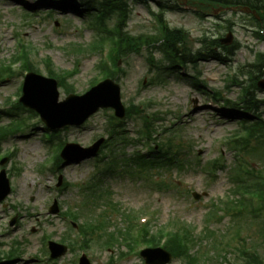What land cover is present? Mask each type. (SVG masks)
Returning <instances> with one entry per match:
<instances>
[{"label": "rangeland", "instance_id": "obj_1", "mask_svg": "<svg viewBox=\"0 0 264 264\" xmlns=\"http://www.w3.org/2000/svg\"><path fill=\"white\" fill-rule=\"evenodd\" d=\"M29 4L36 6L37 3L32 0ZM73 4L81 6L78 1H74ZM42 6L43 8L35 13L36 16L34 14V17H31L30 25L25 26L22 25L25 21L24 10L19 1L0 0V60H8L11 55L16 54V40L18 35H21L24 41L33 44L39 50L34 62L43 75L46 76L47 72L42 59L47 56L52 59L56 70H72L76 64V57L66 54L63 47L73 43L89 44L96 35L93 29L88 27L91 19L83 13L76 15L74 9H59V7L54 8L52 15H49L50 4L47 2ZM130 8L128 31L133 35H155L157 24L152 12L156 11V4L152 3L147 7L132 2ZM165 18L171 28H180L189 32L190 43L195 50L200 46L199 41L205 37H226L229 32L227 28L231 25L234 33L231 46L237 45L240 49L225 63L210 61L198 64L197 75L205 83L207 89L205 94L186 77V74L193 73L191 68L187 67L181 68L182 78H178L175 71L174 74H164L158 77L159 80L155 79L154 83H150L151 79L157 78L159 74L157 67L159 69L165 67V60L160 53H154L152 57L154 61H151L152 58L147 51L142 55L131 56L126 62L121 61L120 68L124 73L119 74L116 83L121 86L122 103L125 106L131 103L142 105L143 115H147L149 120H159L158 123L154 120V128L160 133L163 132L159 141L164 143L168 139H174L176 144L179 141L184 151L174 149L173 155L178 154L180 161H174V166L169 167L168 170L155 168L146 179L131 178L125 173L103 177L106 189L111 192V200L120 205V212L101 203L94 209L93 216L106 214L110 220V231L126 227L127 213L142 215L140 218L147 219L148 222L153 221L152 225L158 228L169 224L170 221H178L181 225L189 226L196 238L200 237L193 251L198 250L200 254H208L210 259L208 264H220V262L237 264L235 247L243 246L253 247L254 251L259 252V258L262 254L264 260L262 234L264 214L259 217L260 213L256 212L252 218H246L243 213L242 218L233 220L228 216L229 213L222 210L224 208L222 201L232 197L231 191L238 185L230 179L234 173L237 174L235 163H238V156L236 157L234 150L228 149L227 144L239 129V122L243 119V114L235 118L230 116L226 100L237 108L240 107L238 104L242 102V89L237 85L236 80L232 79H236L242 66L252 64L257 54L264 53V41L255 35L257 25L251 21V17L237 10L224 12L209 10L197 13L194 8L181 5L179 11L166 13ZM98 61L96 55H85L81 59L78 65L79 73L69 80L72 93L84 94L90 88L95 78H98L95 72ZM238 78L239 81L247 80V77ZM22 81L23 77H20L0 84L1 111L9 109L7 105L9 96L16 93ZM248 84L250 85V80L245 86ZM211 91L222 93L223 99L219 101L220 105L209 95ZM59 93L61 101L68 96L62 87ZM255 95L264 102V91L256 92ZM260 107L259 114L264 120V103ZM112 114L114 113L111 109H104L96 113L82 127H66L59 130L56 144L70 142L88 147L99 138L107 140L108 120ZM9 123L10 119L6 114H1L0 126ZM144 123L145 119L141 116L134 121L124 122L125 136L136 139L137 132L142 129ZM44 132L45 126L38 124L29 134L13 135L1 144L0 153L14 152V156L2 166L10 178L12 192L0 202V242L5 245L1 251H8L14 247L15 242H19L23 253L22 258L15 264H41L35 258L44 257L45 236H50L51 240L57 243L66 234L71 235V238L76 236L77 233L72 231L69 223L64 220L63 213L71 209L80 213L83 186L98 174L97 166L105 167L106 158L101 159L100 163H97L98 160H89L64 164L60 171L55 172L51 171V167L48 172L41 174L40 167L50 159L49 145L46 142L50 144L51 140L48 137L46 142L43 140ZM50 146L54 164L58 147H54V144ZM253 148H257V151L242 154L239 160L247 161L249 169L261 173L264 167V155L257 145ZM141 150L146 153L145 149ZM124 151V156L132 157L135 153V145H128ZM219 157L224 168L214 173L208 166ZM198 160L201 162L199 167ZM183 163V166L178 165ZM14 167L19 168L18 173L13 171ZM123 168L124 166H121L119 170ZM137 168L138 166L134 165L132 169L137 170ZM60 177L63 184L58 188ZM242 178H246L244 174L240 175V179ZM148 181L153 182L155 186L167 182L170 188L157 190ZM241 183H246V180L242 179ZM66 184L69 187H65ZM194 194H199L200 199L195 200ZM53 199L59 204V215H49L46 212ZM15 214H18L17 221L11 227L10 218ZM81 219L84 220L82 217ZM233 222L236 224L235 227L241 228L242 233L239 238L232 241L231 252L229 250L225 255L224 253L218 255L217 242L205 236V233L213 230L221 238L227 229L234 225ZM227 236L229 239L232 237ZM227 240L228 238L225 242ZM117 256L116 250L108 252L97 246H92L91 251L88 252L92 264H144L138 254L115 260ZM78 257L79 255L69 251L65 257L58 260L57 264H71L73 261L76 262ZM242 263L245 264V262L239 264ZM171 264H185V262L177 258Z\"/></svg>", "mask_w": 264, "mask_h": 264}, {"label": "trees", "instance_id": "obj_2", "mask_svg": "<svg viewBox=\"0 0 264 264\" xmlns=\"http://www.w3.org/2000/svg\"><path fill=\"white\" fill-rule=\"evenodd\" d=\"M128 1H136L146 3L150 0H103L102 7L106 11L105 14L102 15L101 19L98 21L97 25L102 29H106L110 33V40L114 44V47L110 52V61L112 66L117 68V64L121 59H128L131 55H139L142 53L144 49H148L151 53L161 52L167 62L172 65L182 64V65H192L196 68V65L201 61H209V60H217V61H225L227 60V56L232 55V48L222 47L219 43L218 39L212 37H205L201 40V48L194 51L190 47V36L187 32L182 29H171L168 24L163 22L162 16H160V25L162 28L160 35L147 36V35H138L134 36L130 34L126 28V24L129 17L128 12ZM189 4H193L198 8L202 9H215V8H242V9H250L251 11H256L257 14L261 17V20L258 21L255 17L252 16V21L256 23L258 29V36L264 40V35L262 34V23L264 24V0H186ZM158 6L161 12L165 10H175L176 6H170V4H164L163 0L158 1ZM116 17L117 23L113 28L107 29L106 22L111 18ZM230 26L229 28H231ZM105 40H101L100 46L98 47L101 52V46H103V42ZM239 48V47H238ZM94 47L91 45L90 51H93ZM26 61V65L33 67L30 59V52H26L23 57ZM242 76H249L250 79H254V83L245 86L244 83H240L243 87V97L242 102L240 103L241 107L248 112H253L254 114H258L261 109V104L264 103L255 93L258 91L256 87V82L263 76L264 74V54H259L257 61L254 64L247 65L244 68H241ZM109 76H113L109 74ZM130 113V111H129ZM249 123V119L245 123H242V130L245 131V136L239 137L237 136L234 140L229 142V148L231 150H235L237 148L241 149L242 153L247 152L250 153L251 142H256L259 149H264V123L261 119L257 118L255 124L252 126H247ZM247 134V135H246ZM246 144V145H245ZM244 145V147H242ZM247 146V147H246ZM171 148V147H170ZM237 149V150H239ZM257 151V148H253ZM255 150L253 152H255ZM164 152L161 156L153 157V159L136 157L135 163L141 169L147 170L148 167L161 166L163 163L160 162L164 156L170 151L169 149L163 150ZM262 155H264V150H262ZM130 159L127 161L129 163ZM169 160L168 162H171ZM117 162V159L114 161ZM247 167V164L244 163ZM262 172L258 173V175L253 174L249 169L247 170V176H249V181L246 185V189H254L256 190V194L261 198V204L259 207V211L264 212V167L262 168ZM240 167L236 169L239 171ZM260 181H263L260 183ZM98 184L94 186H90L88 188L89 191H93ZM261 187V188H260ZM241 188V186L239 187ZM92 197H95V193H92ZM102 196H99L98 199H101ZM92 201H96L95 198ZM90 203V202H88ZM240 203L244 206V210L247 211V205L241 199ZM229 213H231L229 208ZM177 229L173 233H169L164 235V233L160 232L159 234L152 235L150 237V241L157 246L161 238L167 237V244L165 248L171 252L176 258H183L186 260L187 264H207L210 260L206 255L200 254L197 250H194V247L197 246L198 240L193 235V232L187 226H180L176 224ZM86 231H90V227L86 229ZM150 236V233L148 234ZM111 240H115L112 236L109 238V242ZM116 241V240H115ZM108 242V243H109ZM260 259V260H259ZM245 264H264L262 257L257 253L254 256L246 257L244 260Z\"/></svg>", "mask_w": 264, "mask_h": 264}, {"label": "water", "instance_id": "obj_3", "mask_svg": "<svg viewBox=\"0 0 264 264\" xmlns=\"http://www.w3.org/2000/svg\"><path fill=\"white\" fill-rule=\"evenodd\" d=\"M222 43H232V34L230 33L227 39L222 40ZM259 87L264 89V81L259 83ZM25 92L24 104L37 110L43 121L52 128L81 125L100 108L113 107L117 110L118 116L123 117L124 115V109L120 104L119 88L111 81H106L83 97L71 96L62 104H57L59 96L55 81L31 75L27 80ZM35 94L39 96L32 97ZM99 145L84 149L78 145L70 144L66 147L62 156L68 161L85 159L94 156ZM0 178L5 181L4 175ZM4 183L0 201L10 192L8 182L5 181ZM53 248L56 249V245H53ZM157 254L160 256L154 257ZM144 255L148 264H167L171 260V255L161 250H148Z\"/></svg>", "mask_w": 264, "mask_h": 264}]
</instances>
